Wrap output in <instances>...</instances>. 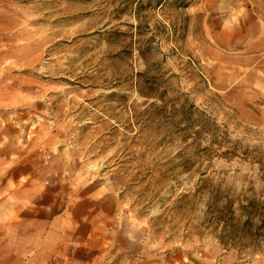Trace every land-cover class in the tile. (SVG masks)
I'll use <instances>...</instances> for the list:
<instances>
[{"label":"rangeland","instance_id":"374dc122","mask_svg":"<svg viewBox=\"0 0 264 264\" xmlns=\"http://www.w3.org/2000/svg\"><path fill=\"white\" fill-rule=\"evenodd\" d=\"M263 4L0 0V86L50 141L69 264H264L242 228L264 203V57L241 52Z\"/></svg>","mask_w":264,"mask_h":264},{"label":"crops","instance_id":"0c3cea01","mask_svg":"<svg viewBox=\"0 0 264 264\" xmlns=\"http://www.w3.org/2000/svg\"><path fill=\"white\" fill-rule=\"evenodd\" d=\"M258 20L255 35L251 25H244L241 52L248 59L264 57V4ZM230 35L239 45L236 28ZM28 101L23 86H0V264H69L67 236L73 229L67 216L59 222L57 210H52L58 179L44 156L50 141L43 149L42 131L30 136L36 120L23 111ZM32 104L35 108L36 98Z\"/></svg>","mask_w":264,"mask_h":264},{"label":"trees","instance_id":"16d2710c","mask_svg":"<svg viewBox=\"0 0 264 264\" xmlns=\"http://www.w3.org/2000/svg\"><path fill=\"white\" fill-rule=\"evenodd\" d=\"M244 214L246 216L245 221L242 224V228L246 231L249 236L253 233H258L259 237L264 238V203H258L252 201L247 207L243 208ZM257 220V223L254 221Z\"/></svg>","mask_w":264,"mask_h":264}]
</instances>
